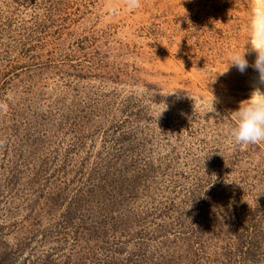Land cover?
I'll list each match as a JSON object with an SVG mask.
<instances>
[{"label":"rangeland","instance_id":"1","mask_svg":"<svg viewBox=\"0 0 264 264\" xmlns=\"http://www.w3.org/2000/svg\"><path fill=\"white\" fill-rule=\"evenodd\" d=\"M252 6L0 0V264H264Z\"/></svg>","mask_w":264,"mask_h":264},{"label":"clouds","instance_id":"2","mask_svg":"<svg viewBox=\"0 0 264 264\" xmlns=\"http://www.w3.org/2000/svg\"><path fill=\"white\" fill-rule=\"evenodd\" d=\"M130 10L142 7V0H125ZM250 46L256 53V59L252 67L259 73V84L264 85V0H253L252 18L250 23ZM246 51H234L229 56V63L226 69L218 73H227L230 67L234 66L241 73L250 66L245 58ZM176 92V91H175ZM167 93L166 95L172 94ZM215 97L210 101L205 114L214 112ZM155 119H159L167 110L168 105L163 102L158 103ZM234 122L228 133V143L230 146L246 147L251 144L264 142V91L260 87L254 88L247 100L241 101L238 110L234 111Z\"/></svg>","mask_w":264,"mask_h":264}]
</instances>
